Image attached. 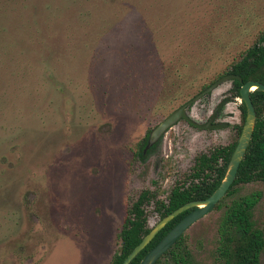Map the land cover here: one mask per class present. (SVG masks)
Returning <instances> with one entry per match:
<instances>
[{"label": "rangeland", "instance_id": "374dc122", "mask_svg": "<svg viewBox=\"0 0 264 264\" xmlns=\"http://www.w3.org/2000/svg\"><path fill=\"white\" fill-rule=\"evenodd\" d=\"M80 10H89L86 22L75 19ZM64 24L72 29L54 21L42 48L0 72V264H109L140 190L166 200L198 154L236 140L241 100L227 81L188 113L204 122L222 102L218 119L228 126L180 120L144 159L136 153L257 40L264 0H79ZM256 190L253 216L264 229V180L238 192ZM221 213L184 232L198 264L216 262ZM147 215L151 227L160 218L153 205Z\"/></svg>", "mask_w": 264, "mask_h": 264}, {"label": "trees", "instance_id": "16d2710c", "mask_svg": "<svg viewBox=\"0 0 264 264\" xmlns=\"http://www.w3.org/2000/svg\"><path fill=\"white\" fill-rule=\"evenodd\" d=\"M78 1L0 0V72L9 69L7 67L9 62L15 64L18 58H26L29 51L37 52V48H42L49 35L54 34L52 31L54 21H60V29L66 26L67 31H70L72 28L64 24V19L77 9ZM88 1L90 7H98L103 3V0ZM112 1L114 0H107V2ZM88 11H78L75 19L86 22ZM56 53L62 58L66 57L63 56L62 51ZM238 58L226 72L237 74L242 79V82L238 79L231 80L236 88L235 96H239V86L247 80L253 79L264 83V29L260 30L256 41L240 52ZM250 96L256 113L252 137L236 178L214 207L215 210H222L218 223L219 238L215 264H261V255L264 251V229L256 224L253 216L262 194L258 190L242 194L238 192L239 187L244 184L264 180V91L253 90ZM240 106L242 122L236 125L238 135L246 114L244 103L242 102ZM235 146L236 140L198 154L190 172L186 174V180L176 183L166 200L158 197L157 189L140 190L125 208L118 233L119 245L112 254L109 264H121L149 232L151 229L147 215L149 205H153V210L162 218L186 202L208 197L223 178ZM139 156L142 157L140 154ZM190 210L191 208L170 220L129 264H139L145 253ZM155 264L198 263L194 260L182 234Z\"/></svg>", "mask_w": 264, "mask_h": 264}, {"label": "water", "instance_id": "95a60500", "mask_svg": "<svg viewBox=\"0 0 264 264\" xmlns=\"http://www.w3.org/2000/svg\"><path fill=\"white\" fill-rule=\"evenodd\" d=\"M238 79L242 82L239 75L234 73H227L209 84L206 88L201 90L198 94L190 98L188 101L173 110L168 116L162 119L149 133L146 148L153 144L158 138L163 136L167 129L176 123L181 118H187L186 107L191 103L197 101L206 93L213 91L217 86L226 81ZM253 90L264 91V83L257 80H247L243 82L239 88L240 100L245 104L246 114L244 124L241 132L237 138L236 146L228 161L225 173L217 188L206 198L192 200L177 207L161 219H159L149 230V232L142 238V240L129 252L121 264H129V262L142 250L163 228L170 220H172L179 213L190 209L152 248H150L140 260L139 264H155L156 261L168 251V249L176 242V240L184 234V232L197 220L211 212L220 199L224 197L228 189L232 185L239 168V165L246 153L250 139L252 137L255 126L256 113L254 105L250 96ZM190 122L194 123L189 119ZM223 125V124H222ZM217 126H221L218 124Z\"/></svg>", "mask_w": 264, "mask_h": 264}, {"label": "flooded vegetation", "instance_id": "af4514ba", "mask_svg": "<svg viewBox=\"0 0 264 264\" xmlns=\"http://www.w3.org/2000/svg\"><path fill=\"white\" fill-rule=\"evenodd\" d=\"M224 74H227V73H224ZM224 74H222V75H224ZM222 75H220V76H222ZM219 76V77H220ZM219 77H217V78H219ZM216 78V79H217ZM215 79V80H216ZM213 82V81H212ZM211 82V83H212ZM227 82V81H226ZM211 83H209V84H211ZM224 83V82H223ZM222 83V84H223ZM208 84V85H209ZM233 84V83H232ZM242 84V83H241ZM207 85V86H208ZM221 85V84H220ZM219 85V86H220ZM206 86V87H207ZM241 86V85H240ZM240 86H239V88H240ZM206 87H204V88H206ZM218 87V86H217ZM216 87V88H217ZM203 88V89H204ZM215 88V89H216ZM203 89H201V90H203ZM214 89V90H215ZM200 90V91H201ZM239 90V89H238ZM199 91V92H200ZM231 91H233V94L235 93V91H236V88L233 86L232 88H231ZM199 92H197L196 94H198ZM212 92V91H211ZM211 92H209V93H206L205 95H203L201 98H203L204 96H207L208 94H211ZM195 94V95H196ZM194 95V96H195ZM234 96H235V94H234ZM193 97V96H192ZM191 97V98H192ZM236 97H239L240 98V94H239V96H236ZM201 98H199L198 100H200ZM190 99V98H189ZM188 99V100H189ZM188 100H186V101H188ZM197 100V101H198ZM185 101V102H186ZM197 101H195V102H197ZM185 102H183V103H185ZM195 102H193V103H191L190 105H188L187 107H186V109H185V111H186V114H187V116H188V119L187 118H181V119H179L177 122H179L180 120H185L189 125H191L192 127H195V128H201V129H212V130H214V129H220V128H224V127H226V126H228V124H227V122H225V121H220L219 119H218V116H219V113H220V111H221V109H222V107L224 106V103H222V102H219L218 104H216V106L211 110V112H210V114H209V116H208V118L204 121V122H198V121H196V120H194L191 116H190V114L188 113V108H191L192 107V105L195 103ZM182 103V104H183ZM241 103H242V101H241ZM182 104H180V105H182ZM179 105V106H180ZM245 105V104H244ZM178 106V107H179ZM177 107V108H178ZM176 109V108H175ZM174 109V110H175ZM173 111V110H172ZM171 111V112H172ZM170 112V113H171ZM169 113V114H170ZM168 114V115H169ZM167 115V116H168ZM164 119V118H163ZM189 119L191 120V121H193L194 123H192V122H190L189 121ZM176 122V123H177ZM176 123H174L173 125H175ZM218 124H221V126H217ZM223 124V125H222ZM157 125V124H156ZM155 125V126H156ZM173 125H171L170 127H172ZM154 126V127H155ZM153 127V128H154ZM169 127V128H170ZM235 129H236V132H237V128H236V126H233ZM152 128V129H153ZM168 128V129H169ZM151 129V130H152ZM167 129V130H168ZM150 130V131H151ZM150 131L148 132V134H146V136H145V138H144V140L142 141V143L139 145V148H138V151L136 152L137 153V157H139L140 159H144L145 157H146V155H148L149 153H150V151L158 144V142H159V140L163 137V136H161L160 138H158L153 144H151L149 147H147L146 148V145H147V140H148V136H149V133H150ZM167 132V131H166ZM165 134V133H164ZM163 134V135H164ZM239 136V135H238ZM238 138V137H237ZM236 142H237V139H236ZM216 147H218V146H216ZM139 154L140 155H142V157H140L139 156ZM144 189V188H143ZM153 190V189H152ZM171 190V189H170ZM158 191V190H157ZM159 219H161V218H159Z\"/></svg>", "mask_w": 264, "mask_h": 264}]
</instances>
